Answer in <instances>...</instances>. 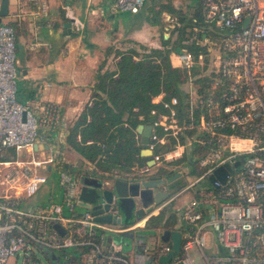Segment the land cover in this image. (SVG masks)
Returning a JSON list of instances; mask_svg holds the SVG:
<instances>
[{
    "label": "built area",
    "instance_id": "obj_1",
    "mask_svg": "<svg viewBox=\"0 0 264 264\" xmlns=\"http://www.w3.org/2000/svg\"><path fill=\"white\" fill-rule=\"evenodd\" d=\"M107 1L116 12L133 15L145 2ZM31 7L33 18L49 19L47 0H32ZM19 9L17 23L24 14ZM203 9L220 36L215 70L200 75L202 84L189 78L180 112L177 98L156 96L152 103L160 108L150 112L152 124L143 125L151 127L147 149L156 171L192 156L198 173L177 195L192 193L177 209L180 225L173 231L180 234V251L168 264H196L191 251L202 264H264V0H203ZM15 29L0 23V264H35L39 253L47 264H160L172 251L170 241H161V227L154 229L151 247L138 251L141 263L122 253L110 234L144 229L176 197L127 226L115 198L103 213L111 224L97 222L89 210L76 211L83 176L65 167L68 129L61 107L43 99L49 85L18 99ZM176 64L188 75L204 66L203 57L195 61L190 52L176 55ZM135 139L142 148L141 136ZM39 145L46 149L34 150ZM219 169L224 182L215 175ZM51 171L58 174L62 203L26 205ZM64 208L70 217L63 216ZM139 209L137 204L134 213Z\"/></svg>",
    "mask_w": 264,
    "mask_h": 264
},
{
    "label": "trees",
    "instance_id": "obj_2",
    "mask_svg": "<svg viewBox=\"0 0 264 264\" xmlns=\"http://www.w3.org/2000/svg\"><path fill=\"white\" fill-rule=\"evenodd\" d=\"M61 12V11H60ZM178 17L174 34L176 39L170 43L162 40L161 49L148 50L138 46L124 53H117L119 60L114 71L102 70V63L96 75L91 96L92 105L85 106L75 123L68 128L66 145L74 151L85 163L88 169L82 170L74 167L73 174L77 178L81 176L95 178L101 181L126 178L132 169H143L145 163L140 157V146H137L136 128L139 125H151L153 117L150 112L160 108L153 104V99L165 94L164 100L177 98L180 106L178 112L184 109V101L187 98L183 86L189 78L194 83L202 84L204 79L199 78L200 69L194 67L191 74L181 70L176 64V55L181 52H190L197 61L198 56L206 57L208 48L199 43H188L185 39L186 29H205V34L212 31L211 37L217 38L220 46V36L214 25L206 22L203 0H194L192 14L189 18L175 9L170 2L159 8L156 15L163 13ZM184 15V16H183ZM155 19V17H154ZM157 19V18H156ZM155 19V20H156ZM15 27V23L9 24ZM17 40L18 28L15 29ZM201 36V35H200ZM208 35H206L207 39ZM171 45V46H170ZM17 48V47H16ZM219 49V47H218ZM18 86V84H17ZM143 117L142 120L138 119ZM91 142V144H88ZM190 169V176H197L194 170V159L189 156L185 159ZM156 175L169 176L159 168ZM139 180V179H138ZM180 181L171 184V188H178ZM165 210L152 217L145 224L144 229L162 228L167 231L175 229V216L164 217ZM133 220L125 221V225H132Z\"/></svg>",
    "mask_w": 264,
    "mask_h": 264
},
{
    "label": "crops",
    "instance_id": "obj_3",
    "mask_svg": "<svg viewBox=\"0 0 264 264\" xmlns=\"http://www.w3.org/2000/svg\"><path fill=\"white\" fill-rule=\"evenodd\" d=\"M31 1L9 0L8 16L0 19V23H15L18 28L16 47L23 57L17 59V72L25 83L24 88L17 87L18 99L31 98L38 82L45 81L50 87L43 91V99L61 107V120L67 129L91 102L101 63V72L114 71L117 53L129 49L141 52L138 46L161 49L162 40H168L163 20L159 19L167 13L155 20L160 7L153 8L148 0L134 15L116 12L107 0H49L48 20L31 16ZM168 2L181 10L176 0L164 4ZM186 5L192 9L194 0H187ZM20 6L24 14L17 23L15 15ZM81 22L83 31L77 32V23ZM131 233L125 235L132 237Z\"/></svg>",
    "mask_w": 264,
    "mask_h": 264
},
{
    "label": "rangeland",
    "instance_id": "obj_4",
    "mask_svg": "<svg viewBox=\"0 0 264 264\" xmlns=\"http://www.w3.org/2000/svg\"><path fill=\"white\" fill-rule=\"evenodd\" d=\"M176 1H177L176 6L181 7L180 13H184V15H186L189 18V16L192 14V9L189 7H186L187 0H176ZM148 2L149 4L152 5L153 8L166 5L164 4L166 0H148ZM47 3L49 6V0H47ZM181 5H183V7ZM154 17L156 19L158 16L154 14ZM159 19L163 20V27L166 28L165 33L168 35L167 39H170V43L172 45V43L176 39L174 30H175V27H177L178 17L173 16L171 14H165L161 16ZM81 23H77V26H76L77 32L83 31L84 26H83V23L82 24ZM111 29H114V27H112ZM208 31H209V34H205V29L203 28L202 29L200 28H193V29L187 28L186 29L185 39L189 44L192 42L199 43L202 46H206L209 50L207 51L208 55L206 57H203L204 66L203 67L198 66V65L194 66L200 69L198 73L199 75H203L209 71L215 70L214 68V64L216 62L215 56L217 54L216 51H218L219 44H218L217 38L215 37V34L213 38L211 37L212 31H210L209 29ZM206 35H208L207 39H206ZM22 55L23 53L22 51H20V48L18 49L16 48V55H15L16 58L21 60L23 57ZM38 83L39 85H42V86L47 85L45 84L46 83L45 81H41ZM17 84L20 88H24L25 86V83L20 80V74H18V77H17ZM36 86H37V83L32 88H35ZM186 87H187L186 85L182 87L183 91ZM73 152L74 151H72L68 146L63 151L64 158L69 163V165H72L73 167H80L82 170L88 169L90 165L85 163L82 159H79ZM168 169L173 170L175 174L177 173L181 174V177L173 182L175 183L177 181H180L179 186L181 187L178 190H176L178 186L177 188L169 190L168 186L165 185L157 189H159L160 191H163V193H167L165 190L169 191L170 194L167 193L169 197L166 201L176 197L164 209L165 210L164 217L168 218L169 215L173 214V216H175V219H176L174 225L179 226L180 220H179V216H177L178 215L177 209L192 196V193L186 192L178 197L177 195L186 187V185L188 184L187 183L188 179L192 178V176L189 175L190 169L187 167L186 161H184V163L181 162L178 165L168 167ZM143 171H144L143 169L139 170V169L134 168L131 170V173L127 175V178L130 180L148 179L149 177L156 174L155 166L149 167V169L146 172H143ZM40 173L45 174L44 171H41ZM47 175H50V178H48L47 183L42 185L39 192L34 197L26 201V205L38 206V205L46 204L47 202H53L57 204L62 203L63 191H62V188H60L57 184L58 174H56L54 171H51L47 173ZM76 211L78 213H83L84 209L80 207H76ZM63 216L64 217L71 216V214L67 211L66 208H64ZM110 235L112 237L113 243L117 245L118 247H121L122 253L129 255L130 258H132V256H135L138 262L141 263L142 262L141 259L143 256H138L137 254L138 251L141 252V249H145L146 247L150 248L152 244L150 243V241H152V239L157 236V233H156V230L151 229V228H146V229L138 228L135 231H133V233L130 234L132 236L131 238L126 237L125 234H121V233L119 234L111 233ZM196 255L197 254L195 253V251H191L190 256L194 258L195 263L202 264L197 258H195ZM8 264H14V262L10 260ZM16 264H23V261L18 260ZM28 264H31V263H28ZM35 264H47L46 259L43 254H40V253L37 254V259L35 261Z\"/></svg>",
    "mask_w": 264,
    "mask_h": 264
},
{
    "label": "water",
    "instance_id": "obj_5",
    "mask_svg": "<svg viewBox=\"0 0 264 264\" xmlns=\"http://www.w3.org/2000/svg\"><path fill=\"white\" fill-rule=\"evenodd\" d=\"M9 0H1L0 2V19L8 16ZM167 39L168 36H165ZM136 133L141 136V151L140 157L147 167L154 165L152 161V155L147 149L149 136L151 134L150 126L139 125L136 128ZM46 149L45 146L39 145L34 147L36 149ZM70 171H73V167L65 165ZM223 170L219 169L215 172L222 182ZM181 177V174L170 175L167 179L160 178H149L130 180L126 178L116 177L112 180L101 181L95 178L83 176L80 178L81 191L79 194L78 206L82 209L91 211V214L95 217V220L100 223L111 224L112 218L110 215H103L104 212L108 211L109 204L112 199H116L117 209L123 216L122 223L125 221L141 220L145 214L153 212L154 207L165 202L168 199L167 193L155 192L157 188L163 187L173 183L175 180ZM213 181V177L209 179ZM221 182V183H222ZM137 204H140L142 209H139L134 213ZM133 218V219H132ZM117 224L121 223V220L116 221ZM57 230L62 232L59 227H55ZM63 233V232H62ZM126 237H130L126 235ZM131 238V237H130ZM111 241L107 239V243ZM161 241L171 243L172 251L166 256L159 260L160 264H168L173 255L178 254L180 251V234L177 231L165 230L161 236Z\"/></svg>",
    "mask_w": 264,
    "mask_h": 264
},
{
    "label": "flooded vegetation",
    "instance_id": "obj_6",
    "mask_svg": "<svg viewBox=\"0 0 264 264\" xmlns=\"http://www.w3.org/2000/svg\"><path fill=\"white\" fill-rule=\"evenodd\" d=\"M161 169H162L163 173H165V174L168 173L169 176L175 174V173L173 172V170L168 169V168H166V167H162ZM169 176H168V177H169ZM168 177H166V176H164V175H156V174H155V175H153V176H151V177H149V178H160V179H164V180H165V179H167ZM149 178H148V179H149ZM166 186H168L169 190L172 189V188L170 187L171 184H170V185H166ZM165 191H166L168 194H170L168 190H165ZM155 192H157V193H163V191H160L159 189H156ZM133 215H134V211H133ZM132 219H133V218H132Z\"/></svg>",
    "mask_w": 264,
    "mask_h": 264
}]
</instances>
